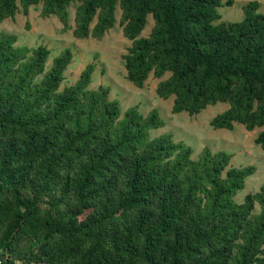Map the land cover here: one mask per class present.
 <instances>
[{"label": "trees", "instance_id": "16d2710c", "mask_svg": "<svg viewBox=\"0 0 264 264\" xmlns=\"http://www.w3.org/2000/svg\"><path fill=\"white\" fill-rule=\"evenodd\" d=\"M232 0H0V23L41 5L72 34L101 40L121 10L126 78L141 89L152 74L172 112L198 115L228 104L210 125L262 130L264 14L242 7L220 21ZM153 20L141 37L147 17ZM94 19L96 22L91 27ZM0 32V261L3 264H264V184L234 201L254 166L229 167L231 156L204 148L196 159L164 127L157 109L122 115L109 88L89 89V64L60 89L72 54L46 64L45 46H15ZM224 173V175H223ZM255 204L260 211L256 213Z\"/></svg>", "mask_w": 264, "mask_h": 264}, {"label": "rangeland", "instance_id": "374dc122", "mask_svg": "<svg viewBox=\"0 0 264 264\" xmlns=\"http://www.w3.org/2000/svg\"><path fill=\"white\" fill-rule=\"evenodd\" d=\"M226 1L223 0V2ZM252 1L260 4L258 12L264 14V0H232L231 6L219 8L220 21H240L243 17L242 7ZM75 7L76 4H73L68 8L70 29L65 32L61 31L63 25L56 16L48 18L40 16L41 5L30 7L27 16L20 10L14 19L4 20L0 23V32L16 35L15 46L30 48L45 46L50 51L47 69L51 66L54 57L65 49H69L72 60L64 72L60 89L73 85L85 67L93 64L95 69L88 88L94 90L99 86L108 87L109 99L119 101L122 115L133 106H137L144 116L153 109L158 110L165 125L163 128L152 130L151 138L170 133L174 142L182 141L193 149L192 159H196L204 148H208L212 153L227 152L231 156L228 168L254 166V174L246 178L244 188L237 192L234 201L242 204L248 194L257 193L264 184V150L254 141L262 129L248 131L239 123H233L232 130L214 129L210 121L228 108V104L225 103L208 106L195 116L187 112L174 114L172 112L173 97L164 100L159 98L155 91L158 82L168 78L170 74L167 73L160 79L150 74L141 89L127 80L122 57L127 53L131 41L123 37L119 21L120 8L117 7L115 11L114 28L101 40H95L91 37L77 39L73 36ZM95 22L96 19L91 27ZM152 27L153 20L148 16L147 25L140 36H148ZM254 211L256 213L260 211L258 204H255Z\"/></svg>", "mask_w": 264, "mask_h": 264}, {"label": "built area", "instance_id": "2783aa9c", "mask_svg": "<svg viewBox=\"0 0 264 264\" xmlns=\"http://www.w3.org/2000/svg\"><path fill=\"white\" fill-rule=\"evenodd\" d=\"M0 264H3V262H2V261H0Z\"/></svg>", "mask_w": 264, "mask_h": 264}]
</instances>
